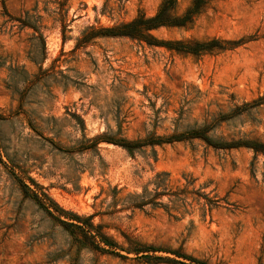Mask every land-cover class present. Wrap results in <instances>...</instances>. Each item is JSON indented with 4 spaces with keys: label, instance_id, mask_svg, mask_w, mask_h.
Masks as SVG:
<instances>
[{
    "label": "rangeland",
    "instance_id": "1",
    "mask_svg": "<svg viewBox=\"0 0 264 264\" xmlns=\"http://www.w3.org/2000/svg\"><path fill=\"white\" fill-rule=\"evenodd\" d=\"M160 1L0 0V264H146L133 253L78 250L24 194L18 170L64 210L92 215L124 246L122 234L159 248L158 255L180 248L210 264H264L263 156L252 166L251 149L215 150L197 139L156 145L155 160L108 142L77 151L83 134L73 113L86 138L118 125L122 136L136 138L170 133L176 121L179 130L199 124L207 111L226 109L229 94L238 102L264 94V0H209L188 26L150 31L158 39L241 40L231 48L193 55L106 35L75 46L89 27L151 15ZM189 1L177 0V11ZM9 16L39 25L43 60L37 32ZM253 117L260 123L244 118L215 133L264 140V105ZM157 171L168 172L171 190H198L216 204L203 210V198L186 193L185 207L174 209L167 196L168 210L127 207V195Z\"/></svg>",
    "mask_w": 264,
    "mask_h": 264
},
{
    "label": "trees",
    "instance_id": "2",
    "mask_svg": "<svg viewBox=\"0 0 264 264\" xmlns=\"http://www.w3.org/2000/svg\"><path fill=\"white\" fill-rule=\"evenodd\" d=\"M209 0H190L189 4L183 11H177V0H161L155 12L151 15L138 13L134 18L119 22L115 25L101 27L98 29L89 27V30L83 31L81 37L77 38L76 47L87 42L91 38L99 35L106 36H121L127 37L137 42H145L149 46H163L169 50L177 52L199 55L203 52H209L213 49H226L238 45L241 40H227L218 37L209 39H158L153 36L150 31L158 27H186L191 24L193 18L201 12ZM11 20L18 21L21 27H29L37 32V36L41 40V60L45 57L44 38L39 30V25L31 22L27 16L12 17ZM33 59L32 57H30ZM34 60V59H33ZM42 62V61H40ZM41 70V65L39 66ZM45 72V70H41ZM226 109L218 106V109L213 112L207 111L203 121L199 124L194 123L179 130L178 123L175 122V128L166 134H157L156 132H148L143 137L127 138L121 135V130L118 125L117 130L112 134L105 132L97 134L91 138H86L84 130V122L81 117L75 113L71 114L75 117L77 123L82 130V138L78 141L79 148L77 151L88 150L91 147H96L99 142H108L123 148L130 156L136 153L150 155L153 160L156 159L155 146L163 143H172L178 141L200 140L206 146L215 150H230L233 148L245 147L252 150L253 156L251 165H254L256 158L261 155L264 158V140L259 137L249 136L247 133L236 132L223 134L221 131L215 132L225 124L231 126L235 121L243 122L244 118H249L251 121L260 123L253 116L257 109L264 105V94L253 97L249 100L238 102L233 94L228 95ZM22 98H19V105L15 111L19 113L21 109ZM181 109L179 117L181 118ZM32 129L35 128L30 124ZM36 131V129H35ZM52 145L56 146L55 142L50 140ZM149 149V153L146 150ZM69 151V150H68ZM71 151V150H70ZM22 174L13 172L14 177L21 184L24 194L33 199L44 211L49 214L56 223H58L69 235L70 242L78 250L87 248L100 253L114 254L120 257H127L126 254L133 253L135 257L142 259L146 264H210L206 260L196 258L191 254L182 251L180 248L165 250L172 256L158 255L154 252L159 251L152 245L135 241L125 234H122L127 245L124 246L115 241L108 235L100 224L92 221V215H79L75 212L67 211L58 206L29 176H25L22 170H18ZM169 174L166 171H157L154 176L142 187L139 193L129 194L131 197L128 202L129 208H143L145 205L151 207H163L168 210V205L161 201L163 196L168 197V201L172 204L171 207H177L186 204V193H193L197 197H202V208L210 209L216 204L217 199L209 197L206 193H201L198 190H186V187L171 190L169 188ZM26 178L32 185L26 184L23 179ZM191 181H187L190 184ZM186 184V185H187ZM152 185L149 189L148 186ZM198 199V198H194ZM124 251L125 254L120 253Z\"/></svg>",
    "mask_w": 264,
    "mask_h": 264
}]
</instances>
